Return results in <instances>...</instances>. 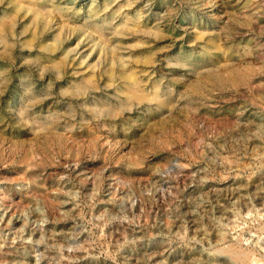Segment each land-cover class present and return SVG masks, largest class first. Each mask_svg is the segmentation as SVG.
Returning <instances> with one entry per match:
<instances>
[{
  "label": "rangeland",
  "instance_id": "obj_1",
  "mask_svg": "<svg viewBox=\"0 0 264 264\" xmlns=\"http://www.w3.org/2000/svg\"><path fill=\"white\" fill-rule=\"evenodd\" d=\"M0 264H264V0H0Z\"/></svg>",
  "mask_w": 264,
  "mask_h": 264
},
{
  "label": "bare ground",
  "instance_id": "obj_2",
  "mask_svg": "<svg viewBox=\"0 0 264 264\" xmlns=\"http://www.w3.org/2000/svg\"><path fill=\"white\" fill-rule=\"evenodd\" d=\"M237 249V248H236ZM236 249H234V251L233 250H231V252H233L234 254H235V258L236 259H238L239 260V262L241 261V262H244V263H247L246 261H247V259H248V257L249 256H251V255H249V252H247V250H246V252H245V250L244 251H240V252H238V251H235ZM237 250H239V249H237ZM230 251V250H229ZM232 253V254H233ZM230 256V255H229ZM240 262V263H241Z\"/></svg>",
  "mask_w": 264,
  "mask_h": 264
}]
</instances>
